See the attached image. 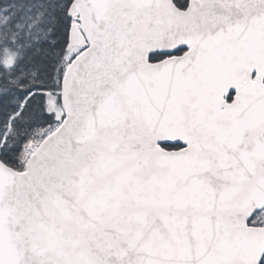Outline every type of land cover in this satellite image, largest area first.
<instances>
[{
    "label": "snow or ice",
    "instance_id": "snow-or-ice-1",
    "mask_svg": "<svg viewBox=\"0 0 264 264\" xmlns=\"http://www.w3.org/2000/svg\"><path fill=\"white\" fill-rule=\"evenodd\" d=\"M0 264H264V0H0Z\"/></svg>",
    "mask_w": 264,
    "mask_h": 264
}]
</instances>
